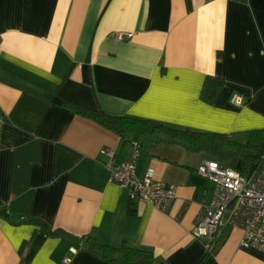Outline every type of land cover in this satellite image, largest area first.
<instances>
[{"label":"crops","instance_id":"obj_1","mask_svg":"<svg viewBox=\"0 0 264 264\" xmlns=\"http://www.w3.org/2000/svg\"><path fill=\"white\" fill-rule=\"evenodd\" d=\"M208 76L223 80L212 102ZM64 100L245 142L264 129V0H0V264H115L89 236L156 264H264L241 227L212 247L193 233L215 191L207 152L143 135L138 173L155 164L176 197L167 211L134 202L102 149L119 162L135 142Z\"/></svg>","mask_w":264,"mask_h":264},{"label":"built area","instance_id":"obj_2","mask_svg":"<svg viewBox=\"0 0 264 264\" xmlns=\"http://www.w3.org/2000/svg\"><path fill=\"white\" fill-rule=\"evenodd\" d=\"M117 35L119 38L124 37L123 33ZM232 102L236 106H243V93L235 92ZM140 151L139 143L135 142L132 152L117 162L112 149H102L110 157L112 181L127 188L132 201L148 202L167 211L176 197V185L158 178L155 164H151L143 175L139 174ZM198 171L214 182L215 191L209 203L201 204L193 233L206 237L208 246L212 247L220 227L228 223L243 229L242 246L264 251V162L252 177H246L216 159L204 160Z\"/></svg>","mask_w":264,"mask_h":264},{"label":"trees","instance_id":"obj_3","mask_svg":"<svg viewBox=\"0 0 264 264\" xmlns=\"http://www.w3.org/2000/svg\"><path fill=\"white\" fill-rule=\"evenodd\" d=\"M222 83L221 78L208 76L202 90L203 98L212 102ZM63 105L127 136V141L135 142L147 133H157L164 140L179 143L187 150L205 151L211 158L232 166L246 177L254 176L264 162V129L252 130L249 139L241 142L227 133L177 128L147 118L111 115L71 100H64ZM88 242L90 249L115 264H156L154 252L146 248L127 242L117 246L104 244L94 236H89Z\"/></svg>","mask_w":264,"mask_h":264},{"label":"rangeland","instance_id":"obj_4","mask_svg":"<svg viewBox=\"0 0 264 264\" xmlns=\"http://www.w3.org/2000/svg\"><path fill=\"white\" fill-rule=\"evenodd\" d=\"M246 140H248V138H245L243 141H246ZM207 156H210L209 154H206Z\"/></svg>","mask_w":264,"mask_h":264}]
</instances>
